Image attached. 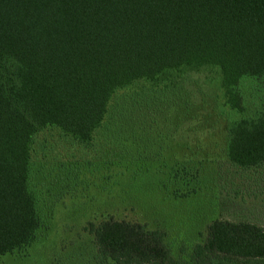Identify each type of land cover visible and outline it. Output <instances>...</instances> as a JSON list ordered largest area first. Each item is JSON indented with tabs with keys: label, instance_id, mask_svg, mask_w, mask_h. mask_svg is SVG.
Returning a JSON list of instances; mask_svg holds the SVG:
<instances>
[{
	"label": "trees",
	"instance_id": "1",
	"mask_svg": "<svg viewBox=\"0 0 264 264\" xmlns=\"http://www.w3.org/2000/svg\"><path fill=\"white\" fill-rule=\"evenodd\" d=\"M198 82L216 87L183 104L194 142L199 132L206 151L264 163V0H0V256L41 226L30 184L39 132L87 144L101 126L132 131L150 101ZM89 226L94 250L78 264H264V227L246 221L214 219L177 256L144 223Z\"/></svg>",
	"mask_w": 264,
	"mask_h": 264
},
{
	"label": "rangeland",
	"instance_id": "2",
	"mask_svg": "<svg viewBox=\"0 0 264 264\" xmlns=\"http://www.w3.org/2000/svg\"><path fill=\"white\" fill-rule=\"evenodd\" d=\"M212 87L186 83L171 99L150 101L144 123L132 131L127 123L119 134L101 126L87 144L54 127L39 132L30 184L41 226L30 243L1 255L0 264H78L94 250L89 222L109 217L162 231L173 256L189 253L214 219L264 227V163L241 167L206 151L203 134L194 142L192 119L182 110L187 99L198 105L201 90ZM133 90H117L112 103Z\"/></svg>",
	"mask_w": 264,
	"mask_h": 264
}]
</instances>
